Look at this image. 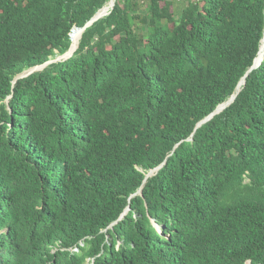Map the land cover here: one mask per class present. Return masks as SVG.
<instances>
[{"label":"trees","instance_id":"16d2710c","mask_svg":"<svg viewBox=\"0 0 264 264\" xmlns=\"http://www.w3.org/2000/svg\"><path fill=\"white\" fill-rule=\"evenodd\" d=\"M110 1L0 0V264H264V0H116L15 82Z\"/></svg>","mask_w":264,"mask_h":264},{"label":"rangeland","instance_id":"374dc122","mask_svg":"<svg viewBox=\"0 0 264 264\" xmlns=\"http://www.w3.org/2000/svg\"><path fill=\"white\" fill-rule=\"evenodd\" d=\"M170 1L173 4V8H174V11H175V14H176V18L178 19L181 16L182 10L187 6L188 2H187V0H170ZM145 10H146V5L143 4V6L140 7L138 11H139V13L142 16H144L145 13H146ZM147 30H148L147 27L145 25H142L141 29L139 31H137V32H138L139 35H141V34H146ZM74 52H75L74 50H70L69 52H67L64 55H61V56L58 55L55 59H52L48 64H46V65H44L42 67H36V68H34L32 70H29V71L25 72L24 74H22L20 77L30 75L31 73H33L35 71L43 70L47 65H49L51 63L67 61V60L70 59V56L74 54ZM67 57H69V58H67Z\"/></svg>","mask_w":264,"mask_h":264},{"label":"water","instance_id":"95a60500","mask_svg":"<svg viewBox=\"0 0 264 264\" xmlns=\"http://www.w3.org/2000/svg\"><path fill=\"white\" fill-rule=\"evenodd\" d=\"M99 13V12H98ZM98 13L96 14V16L84 27V28H82V29H80V30H82L83 31V33L85 32V30L88 28V27H90V26H92L96 21H98L99 19H101V18H97V16H98ZM77 29H79V28H77ZM74 30V29H73ZM263 41H264V38H263V40H262V43H263ZM261 52H262V45H261V49H260V53H259V56H260V54H261ZM71 57H73V55L71 56ZM70 57V58H71ZM259 58V57H258ZM258 58L256 59V61H255V64H254V66H253V68L251 69V71L252 70H254V69H257L258 67H260L261 66V64L262 63H259V65H257V60H258ZM264 61V60H263ZM49 63V62H48ZM47 63V64H48ZM32 74V73H31ZM30 74V75H31ZM27 76H29V75H27ZM27 76H22V77H18L16 80H15V82L18 80V79H20V78H25V77H27ZM243 83V85H245V83H246V77L242 80V82L240 83V85ZM239 85V86H240ZM239 86H238V88H239ZM240 91H241V89L238 91V93L236 94V95H234L228 102H225L224 104H222V105H220L217 109H216V111L212 114V115H210L208 118H206L204 121H202L199 125H198V127H200L201 125H203V124H205V123H207L208 121H210L215 115H217V114H220L221 112H223L227 107H229L234 101H235V99H236V97H237V95L240 93ZM221 106H224V108L221 110L220 109V107ZM164 166V164L161 166V167H159L158 169H156L154 172H152V173H150V174H148L147 175V179L149 178V177H151V176H153L154 174H155V172H158L162 167ZM147 179L145 180V182L147 181ZM139 194H141L142 195V190L140 191V192H138ZM128 211H129V209L128 210H126V212L123 214V216L121 217V219H123L124 218V216L128 213ZM119 222V221H118ZM117 222V223H118Z\"/></svg>","mask_w":264,"mask_h":264},{"label":"bare ground","instance_id":"6f19581e","mask_svg":"<svg viewBox=\"0 0 264 264\" xmlns=\"http://www.w3.org/2000/svg\"><path fill=\"white\" fill-rule=\"evenodd\" d=\"M115 1L116 0H111L109 3H108V5H106L99 13H98V16H97V18H103V17H105V16H107L106 14H107V12H108V10H110L111 8H112V6H113V4L115 3ZM81 32H83L82 30H80V29H77V28H75V30H74V35H73V38H74V40H75V47H74V51H76V49H77V47H78V36H79V34L81 33ZM263 55H264V46H263V50H262V55L260 54V57H259V59L257 60V65H259V63H262L263 61ZM241 89V88H240ZM239 89V90H240ZM238 90V91H239Z\"/></svg>","mask_w":264,"mask_h":264},{"label":"clouds","instance_id":"9594fccd","mask_svg":"<svg viewBox=\"0 0 264 264\" xmlns=\"http://www.w3.org/2000/svg\"><path fill=\"white\" fill-rule=\"evenodd\" d=\"M70 51V50H69Z\"/></svg>","mask_w":264,"mask_h":264}]
</instances>
